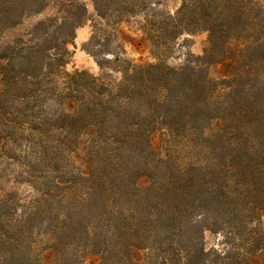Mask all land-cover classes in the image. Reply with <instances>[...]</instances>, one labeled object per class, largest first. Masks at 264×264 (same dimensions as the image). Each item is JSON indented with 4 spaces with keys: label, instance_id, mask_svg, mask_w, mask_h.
Returning a JSON list of instances; mask_svg holds the SVG:
<instances>
[{
    "label": "trees",
    "instance_id": "obj_1",
    "mask_svg": "<svg viewBox=\"0 0 264 264\" xmlns=\"http://www.w3.org/2000/svg\"><path fill=\"white\" fill-rule=\"evenodd\" d=\"M50 3L0 0V27ZM58 3L62 15L38 21L29 42L0 48V148L25 141L53 173L28 177L40 192L29 205L15 192L0 197V264H87L84 250L97 264H264V0H182L163 40L204 27L200 64L123 59L114 87L65 70L87 8ZM140 3L94 0L119 20ZM206 63L228 68L224 99H213ZM157 130L180 138L187 161L155 153ZM240 225V243L205 248L206 229Z\"/></svg>",
    "mask_w": 264,
    "mask_h": 264
},
{
    "label": "rangeland",
    "instance_id": "obj_2",
    "mask_svg": "<svg viewBox=\"0 0 264 264\" xmlns=\"http://www.w3.org/2000/svg\"><path fill=\"white\" fill-rule=\"evenodd\" d=\"M68 1L84 3L87 17L76 29V37L69 44L71 57L65 70L71 73L87 70L93 75L104 77L113 87L122 77L119 69L122 68L123 59L136 63L160 62L179 69L187 65H199L200 57L209 45V31L201 26L191 31H183L170 40H163V27L169 21L168 16L177 11L182 0H144V6L140 3L141 8L123 20L112 14L99 15L94 0ZM116 5L117 1H113V7ZM61 8L58 0H51L50 5L42 12L25 16L21 23L13 27H0V48L19 38L29 42V32L36 23L49 17H60ZM237 41L232 40L230 47L236 48L240 44ZM116 55L121 62L116 60ZM205 67L211 78L217 82L213 99H224L229 91L228 82H225L228 78V68L223 63H206ZM151 144L159 157L172 161H187V149L182 148L179 137L157 130L151 135ZM36 149L27 148L25 141L17 147L7 143L0 148V197L7 192H15L23 199V205H29L30 201L40 196L34 184L26 180L29 176L49 177L53 173L47 166L50 163L48 157L40 159ZM10 156L14 159H10ZM260 221L264 228V211ZM242 230L241 225L234 229L224 227L220 231L206 229L203 234L204 246L207 250L230 249L231 246L226 241L240 243L241 241L232 237V234ZM44 255L46 259L52 258L50 249L44 251ZM83 255L87 264H97L99 261V256L95 253L84 250Z\"/></svg>",
    "mask_w": 264,
    "mask_h": 264
}]
</instances>
